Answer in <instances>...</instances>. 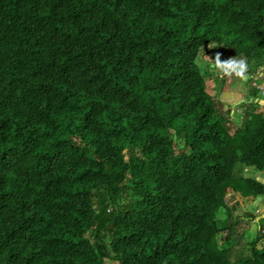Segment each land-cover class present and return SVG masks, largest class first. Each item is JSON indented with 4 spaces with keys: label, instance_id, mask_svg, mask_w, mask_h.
<instances>
[{
    "label": "trees",
    "instance_id": "1",
    "mask_svg": "<svg viewBox=\"0 0 264 264\" xmlns=\"http://www.w3.org/2000/svg\"><path fill=\"white\" fill-rule=\"evenodd\" d=\"M213 46L263 102L264 0H0V264H264V114L232 133Z\"/></svg>",
    "mask_w": 264,
    "mask_h": 264
},
{
    "label": "rangeland",
    "instance_id": "2",
    "mask_svg": "<svg viewBox=\"0 0 264 264\" xmlns=\"http://www.w3.org/2000/svg\"><path fill=\"white\" fill-rule=\"evenodd\" d=\"M210 51H215L218 53V48L216 46L204 49L201 52L198 64L202 69L203 73L208 76L209 82V93L215 100L219 112L224 115L227 120L230 121V126L232 128V133L242 128L247 121L250 119V115L258 110L257 112L264 114V101H256V105H253L254 100H251L247 96L249 95V86L246 80V73L244 77H240L235 74H225V71L218 66H215L212 60L208 58V53ZM215 57V54H213ZM232 60L231 56H228L226 61ZM233 73L239 71V69L231 70ZM214 74V76H210ZM224 75V77H222ZM261 76V75H259ZM256 76V79H259ZM262 77V76H261ZM252 87L260 89L262 97H264V88L258 87L255 82ZM261 102V103H260ZM260 105L258 106L257 104ZM253 169L243 172V174H238L240 177L244 176L246 178L256 177L264 181V177L259 173L255 172ZM264 197H259L257 199L253 198H240L239 209L236 212V218L239 221L237 225L238 236L243 235L246 237L245 241L251 242L258 236L259 226L256 222L246 221L248 216L252 215L255 218H262L264 216ZM236 219V220H237ZM227 220V214L225 211L219 213L217 217V222L220 227L224 226ZM225 235L219 237L218 242L221 247L225 246ZM231 238V237H230ZM241 237H239L240 239ZM105 264H114L110 261H106Z\"/></svg>",
    "mask_w": 264,
    "mask_h": 264
},
{
    "label": "clouds",
    "instance_id": "3",
    "mask_svg": "<svg viewBox=\"0 0 264 264\" xmlns=\"http://www.w3.org/2000/svg\"><path fill=\"white\" fill-rule=\"evenodd\" d=\"M215 66H218L219 68L223 69L228 74H235L240 77H244L245 72L247 71L248 65L247 62L244 59H232L228 61H222L219 58V54H217L215 59ZM239 68V71H236L233 73L231 70H234L236 68Z\"/></svg>",
    "mask_w": 264,
    "mask_h": 264
},
{
    "label": "water",
    "instance_id": "4",
    "mask_svg": "<svg viewBox=\"0 0 264 264\" xmlns=\"http://www.w3.org/2000/svg\"><path fill=\"white\" fill-rule=\"evenodd\" d=\"M227 239H229V236L227 237ZM238 239H239V236L237 235L236 238H235V240H238Z\"/></svg>",
    "mask_w": 264,
    "mask_h": 264
},
{
    "label": "crops",
    "instance_id": "5",
    "mask_svg": "<svg viewBox=\"0 0 264 264\" xmlns=\"http://www.w3.org/2000/svg\"><path fill=\"white\" fill-rule=\"evenodd\" d=\"M246 171H249V170H246ZM251 171H253V170H251ZM263 207H264V205H263ZM264 217V216H263Z\"/></svg>",
    "mask_w": 264,
    "mask_h": 264
}]
</instances>
